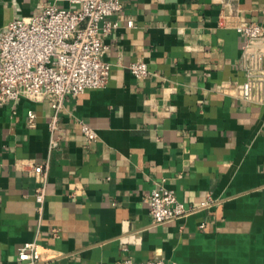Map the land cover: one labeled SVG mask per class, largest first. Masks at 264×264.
<instances>
[{
	"label": "crops",
	"instance_id": "0c3cea01",
	"mask_svg": "<svg viewBox=\"0 0 264 264\" xmlns=\"http://www.w3.org/2000/svg\"><path fill=\"white\" fill-rule=\"evenodd\" d=\"M121 3L102 37L107 86L67 98L56 130L48 99L0 105V264H18L32 242L38 264H264V89L257 101L237 95L246 74L236 30L264 27V0ZM47 4L71 7L0 0V32ZM135 62L148 77L130 73ZM35 166L46 171L41 211ZM160 186L195 212L154 225L146 198Z\"/></svg>",
	"mask_w": 264,
	"mask_h": 264
},
{
	"label": "built area",
	"instance_id": "2783aa9c",
	"mask_svg": "<svg viewBox=\"0 0 264 264\" xmlns=\"http://www.w3.org/2000/svg\"><path fill=\"white\" fill-rule=\"evenodd\" d=\"M65 1L71 7L45 5L41 14L16 17L0 32V105L14 104L24 97L32 102L50 100L53 116L51 131L57 129L58 112L67 98H77L87 90L105 88L110 66L103 60L106 47L102 37L116 24L106 18L122 9L121 0H54ZM236 30L244 38L242 70L246 81L237 86L240 99L256 100L255 90L264 89V27L254 22H242ZM137 78L149 76L143 62L128 66ZM257 101V100H256ZM264 103V98L257 101ZM35 114L28 113V124L34 126ZM80 131L86 142L96 140L95 130L82 123ZM57 141L50 148H56ZM38 181L34 198L41 211L46 199V171L33 168ZM148 212L154 225L180 220L195 212L185 208L172 190L158 187L146 198ZM203 228V225L201 226ZM18 264H38L42 261L40 247L32 242L23 244L17 255ZM122 264H132L130 260ZM142 264H176L162 260Z\"/></svg>",
	"mask_w": 264,
	"mask_h": 264
}]
</instances>
